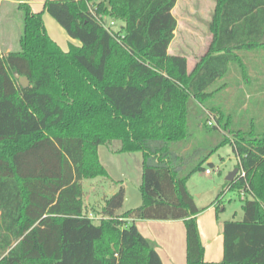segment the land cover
<instances>
[{
  "label": "trees",
  "instance_id": "16d2710c",
  "mask_svg": "<svg viewBox=\"0 0 264 264\" xmlns=\"http://www.w3.org/2000/svg\"><path fill=\"white\" fill-rule=\"evenodd\" d=\"M16 1L20 50L0 52V264H163L137 220H184L187 264H208L188 182L227 145L245 177L211 204L227 191L242 202L243 218L224 226V264H264V0H218L191 75L169 54L178 0H47L81 43L67 52L44 13ZM113 142L143 154V203L120 214L121 187L95 222L83 181L109 177L99 148Z\"/></svg>",
  "mask_w": 264,
  "mask_h": 264
},
{
  "label": "rangeland",
  "instance_id": "374dc122",
  "mask_svg": "<svg viewBox=\"0 0 264 264\" xmlns=\"http://www.w3.org/2000/svg\"><path fill=\"white\" fill-rule=\"evenodd\" d=\"M217 3L218 0L180 1L175 13L178 28L175 33L176 39L172 46L173 53L188 56L192 64L200 61L201 56L208 51L209 44L213 40L210 24L213 20ZM120 25L121 22H117L115 29H118ZM23 27L24 15L19 8V2L16 0L0 1L1 53L5 54L9 50H20L19 39L22 35ZM243 114L246 116V111H243ZM119 144V142H113L110 146L101 149V159L107 165L111 177L87 179L83 183V188L86 192H84V203L87 213L89 214L92 211L89 215L93 216L95 222H98L100 217L94 214V210L100 209L106 196L111 197L121 187L125 188L127 195L122 211L137 207L142 201L140 183L142 182L143 154L124 153L125 155H114L112 150L116 149ZM193 163L195 164L196 162H189V164ZM213 163L215 164V169L211 168L213 173L210 176L206 175L205 171H199L193 174L188 182V189L196 201L198 200V194L203 195L200 204L215 201L228 182L227 177L237 168L239 162L232 146L227 145L215 154ZM205 167L209 166L206 165ZM93 188L97 189L96 194H91ZM218 191L219 194H216ZM225 200L227 212L242 214V202L236 192L228 191Z\"/></svg>",
  "mask_w": 264,
  "mask_h": 264
},
{
  "label": "crops",
  "instance_id": "0c3cea01",
  "mask_svg": "<svg viewBox=\"0 0 264 264\" xmlns=\"http://www.w3.org/2000/svg\"><path fill=\"white\" fill-rule=\"evenodd\" d=\"M0 1H3V0H0ZM22 1L28 3L35 13H41V12L44 13L43 19H44V23H45L49 36L64 51L67 52L71 44H74L77 46L81 45L79 41L72 39L67 34L65 29L49 13L45 12V3L47 0H22ZM180 1L181 0H178L177 5L173 10L174 16L176 15L175 13L180 4ZM175 39L176 37L174 38L169 48V54L186 57L188 60V72L191 75L195 71L199 62L192 64L188 56L183 55V54L173 53L172 46H173ZM212 42L213 40L209 44V48ZM208 51L204 55L201 56V59L206 56ZM8 52H10V50ZM103 147H106V146H101L99 148V157H100L101 163L105 166V168L107 169L109 173V169L107 165L104 164V162L101 159V149ZM118 149H119V145L116 147V149L112 150L114 155H123L124 153H118ZM143 161H144V157H143ZM211 162H213V157L209 161V163ZM206 175L210 176L211 174L206 173ZM142 176H143V171H142ZM109 177H111L110 173H109ZM141 184L142 182L140 183V187H141ZM96 193H97V189L93 188L91 194H96ZM125 193H126V190H125ZM227 193L228 191L223 196V199H224L223 202L219 203L218 205L217 204L211 205L212 201L208 203L200 204L201 200L203 199V195L198 194V197H197L198 198L197 205L199 208L203 210L200 214L197 215V221H198V226H199V230L201 234L202 243L205 247V261L208 264H224V226H225V223L227 221L234 220V218H236L237 220H241L243 218V211L241 215H239V213L233 214V213L227 212L226 200H225ZM216 194H219V191ZM107 198L109 197L106 196L104 201ZM126 200H127V195H126L125 201ZM142 203H143V200L141 201V203H139V205H137V207L141 206ZM103 205H104V202L100 206V209L102 208ZM137 207H133L131 209H134ZM85 212L87 213L86 206H85ZM91 212L92 211H90L89 214H91ZM124 212L126 211L121 210L119 213L122 214ZM136 226L145 238L151 240L152 242L156 244L157 252L159 253L161 257L163 264H187V232H186V226H185L184 220H161V221L159 220H137Z\"/></svg>",
  "mask_w": 264,
  "mask_h": 264
},
{
  "label": "water",
  "instance_id": "95a60500",
  "mask_svg": "<svg viewBox=\"0 0 264 264\" xmlns=\"http://www.w3.org/2000/svg\"><path fill=\"white\" fill-rule=\"evenodd\" d=\"M16 78L19 80L20 85L22 88L26 89L30 86V81L27 77H20L19 75H16ZM240 169L236 168L228 177L227 181L228 182H233L237 175L239 174Z\"/></svg>",
  "mask_w": 264,
  "mask_h": 264
},
{
  "label": "built area",
  "instance_id": "2783aa9c",
  "mask_svg": "<svg viewBox=\"0 0 264 264\" xmlns=\"http://www.w3.org/2000/svg\"><path fill=\"white\" fill-rule=\"evenodd\" d=\"M115 22H110L109 24L106 25V28L109 30V32H112V28H115ZM210 126H212V122L209 123ZM207 174H212L213 171L212 170H207L206 171ZM241 173V175L243 177H245V172L243 170L239 171V174ZM246 197V194L244 191L241 192V198L244 199ZM91 218H93V216H90Z\"/></svg>",
  "mask_w": 264,
  "mask_h": 264
}]
</instances>
